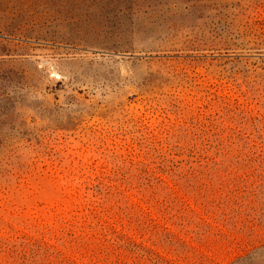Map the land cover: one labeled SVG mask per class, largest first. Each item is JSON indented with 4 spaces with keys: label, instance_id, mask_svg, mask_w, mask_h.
I'll list each match as a JSON object with an SVG mask.
<instances>
[{
    "label": "rangeland",
    "instance_id": "obj_1",
    "mask_svg": "<svg viewBox=\"0 0 264 264\" xmlns=\"http://www.w3.org/2000/svg\"><path fill=\"white\" fill-rule=\"evenodd\" d=\"M0 264H264V0H0Z\"/></svg>",
    "mask_w": 264,
    "mask_h": 264
}]
</instances>
